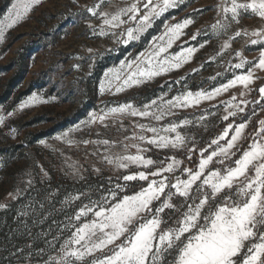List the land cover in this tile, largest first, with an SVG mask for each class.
Returning <instances> with one entry per match:
<instances>
[{"label":"rangeland","instance_id":"obj_1","mask_svg":"<svg viewBox=\"0 0 264 264\" xmlns=\"http://www.w3.org/2000/svg\"><path fill=\"white\" fill-rule=\"evenodd\" d=\"M14 2L0 0V20ZM97 2L42 0L25 19L6 29L4 40L0 42V116L4 117V123L0 124V204L6 205L0 208V264H45L49 257L59 260L61 245L71 237L76 227L95 219L93 213H88L76 220V214L82 207L101 201L102 197H107L108 203L103 206L108 207L116 202L109 190L116 192L117 199H120L125 195H134L142 186H147L145 181L126 182L122 179L124 175L141 170L154 171L157 167L166 166L169 158L175 157L181 161L179 168L164 175L172 183L176 177L186 179L182 169L196 170L202 150H207L205 155L214 150L215 145L209 148L211 141L222 135L229 123L234 127L242 122L248 124L244 130L246 139L239 141V148L244 149L255 138L258 121L264 119V100L260 99L258 91L264 86V71L255 70L256 78L249 89L237 85L199 105L172 109L174 114L166 115L161 121L124 115L110 117L106 127L97 123L79 132L74 131L90 112L105 106L132 103L137 108H143L153 100L158 106L189 91H212L236 75L245 74L258 62L261 50V46L252 45L247 36L236 37L230 41L229 48H222L235 31L247 29L251 32L262 23L258 17L248 14L242 16L239 24L234 22L226 33L214 34L212 26L221 19L218 5L223 0H183L178 7L169 9L158 18L139 40L127 45L117 43L116 37L111 34L93 35V28L99 32L102 20L88 13L86 7ZM127 2L111 0L109 4L106 0L101 10L114 12ZM187 18L194 22L183 29L180 38L162 55H172L188 47L197 48L188 63L119 94H100L99 84L105 72L147 51L153 39L164 33L165 25L180 23ZM89 24L93 27L90 28ZM194 35L196 38L192 39ZM202 43L203 48L200 47ZM241 58L249 63L242 69H236L234 65L240 63ZM242 92L244 95H241ZM34 95L48 102L21 110L20 104ZM233 97L236 99L232 100ZM242 100L246 103L241 104ZM229 101L239 104L244 112L237 111L235 117L225 121L223 116L227 115L225 109ZM201 117L204 119L201 120ZM245 117L249 119L246 121ZM185 119L192 123L178 129L186 139L183 148L160 149L133 139L134 134L153 135L151 132L141 133L137 124L162 128L169 123L179 124ZM12 129H15L14 133ZM70 130H73L70 138L75 141L74 144L56 139ZM103 139L115 142L110 151H106V146L102 144L81 142ZM224 143L220 141V144ZM133 144L148 149L143 154L157 163L150 169L135 165L118 169L103 159L105 155L135 154L137 150L132 147ZM240 154L236 152L223 165L215 162L222 157L214 158L208 167L222 169ZM161 161L164 163L161 164ZM232 195L235 199L234 192ZM77 196L79 199H74ZM172 202L179 211L165 209L160 214L163 221L161 227L165 229L175 227L180 214L186 211V207L182 206L183 198L174 196ZM153 203L154 207H158L160 201ZM212 206L215 207V203ZM112 247L96 252L94 256L102 259L105 254L111 255ZM165 256L167 261L173 259L172 255ZM92 259L91 256L86 257L83 264H91Z\"/></svg>","mask_w":264,"mask_h":264},{"label":"snow or ice","instance_id":"obj_2","mask_svg":"<svg viewBox=\"0 0 264 264\" xmlns=\"http://www.w3.org/2000/svg\"><path fill=\"white\" fill-rule=\"evenodd\" d=\"M41 2L42 0H15L0 20V42L4 40L6 29L25 19L34 6ZM110 2L111 0H108L109 4ZM182 2L183 0H128L125 6L109 12L101 10L106 0H98L91 7H86V11L102 20L99 32L93 28V35L111 34L116 37L117 43L127 45L131 41L139 40L153 27L158 18ZM218 9L221 19L212 26L214 34L226 33L234 22L239 24L244 15L258 17L262 22L258 29L251 32L247 29L235 31L229 41L222 45V48L227 49L231 46L232 39L247 36L250 37L249 42L252 45L261 46L258 62L245 74L236 75L212 91L195 93L189 91L158 106L155 100L143 108H137L132 103L105 106L90 112L88 118L77 125L74 131L79 132L82 128L97 123L106 127V121L110 117L124 115L149 117L161 121L166 115L174 114L172 109L199 105L202 101L212 100L237 85L249 89L256 78L255 70L264 71V0H223ZM193 22L191 18H187L180 23L165 25L164 33L153 39L147 51L135 58L122 61L118 68L109 69L104 73V79L99 84L100 94H119L182 68L192 59L197 48L188 47L172 55L162 54L168 52L183 34V29ZM125 25L128 26L119 33L116 32ZM89 27L93 26L89 24ZM195 38L194 35L192 39ZM200 47L203 48L204 44H200ZM246 63L249 62L241 58L240 63L234 67L242 69ZM258 91L260 99L264 100V86ZM47 102L34 95L22 102L19 107L23 110L34 104ZM240 103L245 104L246 101L242 100ZM256 103L259 104V101ZM153 106H156L155 110H152ZM233 108L236 110H229ZM225 111L227 115L223 116V119L227 121L229 117H235L237 111L243 113L244 108L229 101ZM200 119L203 120L204 117ZM244 119L247 121L249 118ZM3 123L4 117L0 116V124ZM190 123L192 121L185 119L179 124L169 123L162 128L140 123L137 127L141 133L151 132L153 135L149 137L134 134L133 139L160 149H180L186 146V139L178 129ZM258 123L255 138L244 149L239 148V141L246 139L244 130L248 124L242 122L234 127L229 123L222 135L211 141L209 148L212 145L216 148L207 155H205L207 150H202V158L196 170L182 169L187 175L186 179L176 177L172 183L169 177L164 175L174 173L179 168L181 161L175 157L169 158L170 162L166 166L157 167L154 171L141 170L124 175L122 179L126 182L145 181L147 186H142L134 195H125L120 199H117L116 192L109 190L116 202L108 207L103 206L108 203L107 197L92 202L90 206L82 207L76 214V220H80L88 213H93L95 219L76 227L71 237L61 245L62 255L59 260L49 257L45 264H83L85 258L90 256L93 257L91 264H264V119H260ZM71 131L73 130L57 136L56 139L69 145L74 144L75 141L70 138ZM12 132L14 133L15 129H12ZM171 133L175 135H169ZM222 140L225 141L223 145L220 144ZM81 142L102 144L106 146V151H110L115 143L108 139ZM124 147L127 149L128 146ZM132 147L137 150L135 154L105 155L103 159L118 169H127L130 165L150 169L157 163L143 154L148 149L141 148L140 144H133ZM236 152L241 154L228 166L222 169H209L208 166L214 162V158L222 157L223 159L215 162L223 165L224 161L231 160ZM117 188L121 186L117 185ZM174 196L183 198L182 206L186 207V211L180 214L175 227L165 229L161 227L163 221L160 214L164 213L165 209L179 211L172 202ZM154 201H160L158 207H154ZM217 201L219 202L216 203ZM213 203L215 207L212 206ZM5 207L6 205L0 204V208ZM97 208L98 210H94ZM133 225L135 227H131ZM109 246H113L110 249L111 255L105 254L102 259L94 256L96 252H103ZM165 254L172 255L173 259L167 261Z\"/></svg>","mask_w":264,"mask_h":264},{"label":"built area","instance_id":"obj_3","mask_svg":"<svg viewBox=\"0 0 264 264\" xmlns=\"http://www.w3.org/2000/svg\"><path fill=\"white\" fill-rule=\"evenodd\" d=\"M40 168H42V167H40Z\"/></svg>","mask_w":264,"mask_h":264},{"label":"trees","instance_id":"obj_4","mask_svg":"<svg viewBox=\"0 0 264 264\" xmlns=\"http://www.w3.org/2000/svg\"><path fill=\"white\" fill-rule=\"evenodd\" d=\"M13 81V80H12Z\"/></svg>","mask_w":264,"mask_h":264}]
</instances>
